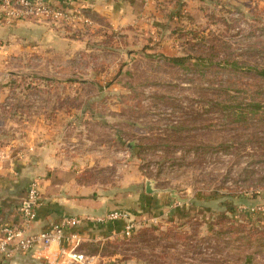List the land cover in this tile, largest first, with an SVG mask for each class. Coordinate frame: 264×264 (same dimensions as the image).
Wrapping results in <instances>:
<instances>
[{
  "label": "rangeland",
  "instance_id": "rangeland-1",
  "mask_svg": "<svg viewBox=\"0 0 264 264\" xmlns=\"http://www.w3.org/2000/svg\"><path fill=\"white\" fill-rule=\"evenodd\" d=\"M124 1L0 56V151L53 146L145 216L112 264H264V0Z\"/></svg>",
  "mask_w": 264,
  "mask_h": 264
},
{
  "label": "crops",
  "instance_id": "crops-1",
  "mask_svg": "<svg viewBox=\"0 0 264 264\" xmlns=\"http://www.w3.org/2000/svg\"><path fill=\"white\" fill-rule=\"evenodd\" d=\"M47 1L53 2L57 7L64 5L73 9L77 7L75 9L85 10L93 16L111 19V23L117 18L120 20L122 16L121 21H125V18H128L127 15L130 14L129 6L124 0ZM45 26L44 21H21L12 26L0 25V56L6 58L10 55H17V51H19L17 46L21 40L35 41L37 37L43 35L42 43H49L53 40V35ZM0 100L2 101V98ZM54 151L55 147L50 145L36 147L32 144L25 150L15 148L14 144L1 149L0 153L4 158L0 162V228L6 224L18 225L16 208L25 197L26 186L35 176H42L45 181L40 188L37 217L30 227L29 235L46 230L64 218H80V226L77 230L71 231L76 232L81 239L76 252L83 254L90 264H112V258L101 257L97 250L102 244L101 241L120 238L123 223L98 225L87 218L101 217L110 211L122 210L115 204L118 199L117 193L112 194L107 189H103V194H101L100 189L96 188L98 185L87 186L82 181H78V178L73 174L75 168L78 167L77 162L73 164L67 161L64 156L62 161ZM60 170H63V173ZM150 191L152 192L146 184L145 193L149 197H141V200L149 201L152 199L151 197H155V195H151ZM137 197L139 198L140 195ZM131 200V193H127V197L123 195L119 201ZM135 213L129 212L132 219L136 222H144L145 216ZM158 217L150 216L147 219L153 220ZM69 247V242L63 239L60 244H54L47 250L36 249L7 260L0 259V264H76L69 260L67 255H64ZM89 250H92L91 254L87 253Z\"/></svg>",
  "mask_w": 264,
  "mask_h": 264
},
{
  "label": "built area",
  "instance_id": "built-area-1",
  "mask_svg": "<svg viewBox=\"0 0 264 264\" xmlns=\"http://www.w3.org/2000/svg\"><path fill=\"white\" fill-rule=\"evenodd\" d=\"M54 20L65 24L81 23L87 25L89 20L81 10H73L68 5L57 7L47 0H0V25L12 26L21 21ZM4 156L0 153V162ZM40 182L32 180L25 193L24 199L16 208L18 225L6 224L0 228V259H10L23 255L32 250H47L54 244H60L63 239L70 247L64 253L69 260L76 264H90L83 254L77 253L80 236L72 230H77L81 220L77 217L64 218L35 235H29V230L37 217L40 202ZM98 225L122 222L120 237L129 238L141 226V222L132 219L124 210H113L101 217L87 218ZM63 254V253H62ZM92 260V259H91Z\"/></svg>",
  "mask_w": 264,
  "mask_h": 264
},
{
  "label": "trees",
  "instance_id": "trees-1",
  "mask_svg": "<svg viewBox=\"0 0 264 264\" xmlns=\"http://www.w3.org/2000/svg\"><path fill=\"white\" fill-rule=\"evenodd\" d=\"M71 1H73V0H71ZM85 11V10H84ZM81 12L83 13V15L84 16H87L88 18H89V15H91V14H88L86 11L85 12H83L82 10H81ZM86 14V15H85ZM92 16V15H91ZM168 61H170V62H172V63H175V64H178V63H183L184 61H185V59H183V58H175V59H168ZM260 75H263V73H259ZM146 154L147 153V151H146V148H143L142 149V151H141V153H140V155H142V154ZM139 155V156H140Z\"/></svg>",
  "mask_w": 264,
  "mask_h": 264
}]
</instances>
